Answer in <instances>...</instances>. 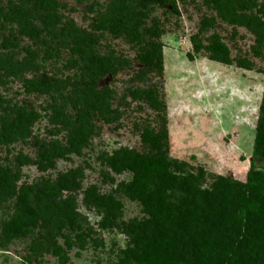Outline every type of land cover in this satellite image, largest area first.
<instances>
[{"label": "rangeland", "instance_id": "1", "mask_svg": "<svg viewBox=\"0 0 264 264\" xmlns=\"http://www.w3.org/2000/svg\"><path fill=\"white\" fill-rule=\"evenodd\" d=\"M31 1L0 0V264H130L125 227L146 215L126 193L132 173L113 169L119 151L153 153L144 136L165 131L161 150L181 173L202 169V188L218 175L245 180L264 90V0L230 1L223 16L213 0H54L50 12ZM10 2L30 25L6 14ZM104 19L121 32L97 29ZM194 36L223 44L229 63L195 53ZM44 78L49 93L27 92ZM18 109L34 117L7 141L1 125ZM27 206L35 225L6 235Z\"/></svg>", "mask_w": 264, "mask_h": 264}, {"label": "trees", "instance_id": "2", "mask_svg": "<svg viewBox=\"0 0 264 264\" xmlns=\"http://www.w3.org/2000/svg\"><path fill=\"white\" fill-rule=\"evenodd\" d=\"M230 1L234 0H213L220 16ZM31 2L43 12L52 11L56 5L54 0ZM9 6L6 14L13 17L19 27L31 24L27 14H20L21 7L14 9L11 2ZM121 24L104 19L96 28L119 34ZM20 32L29 37L33 34L32 31L26 33L25 28ZM191 41L195 53L205 48L210 51V59L229 63L223 44L213 42L204 47L195 36ZM31 62L32 59L26 58L24 65ZM53 87V83L44 78L30 80L26 90L47 94ZM162 107L158 104L157 108ZM34 114L18 109L16 118L2 123V137L7 141L14 140L16 135L23 133ZM165 138V131L157 135L148 133L144 140L155 145V152L123 150L112 157L114 170L124 168L132 173L126 193L139 202L146 215L143 220L132 221L125 227V234L132 244L127 252L129 263L264 264V90L244 181L218 175L209 187L202 188L203 170L181 173V165L161 150ZM85 142L83 129H79L70 138L69 146L78 152ZM178 170L180 173H176ZM174 192L179 194L176 201L172 200ZM21 197L25 201L23 194ZM111 202L115 204L114 208L119 207V203ZM37 218V210L27 206L5 223L4 231L8 236L27 233ZM102 224L106 226V219Z\"/></svg>", "mask_w": 264, "mask_h": 264}]
</instances>
